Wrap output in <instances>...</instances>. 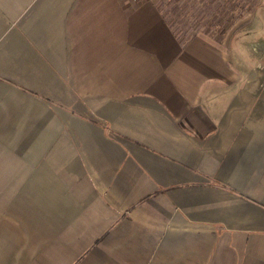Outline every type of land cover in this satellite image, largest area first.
Wrapping results in <instances>:
<instances>
[{
	"label": "crops",
	"instance_id": "0c3cea01",
	"mask_svg": "<svg viewBox=\"0 0 264 264\" xmlns=\"http://www.w3.org/2000/svg\"><path fill=\"white\" fill-rule=\"evenodd\" d=\"M253 1L215 41L169 1L0 0V264H264Z\"/></svg>",
	"mask_w": 264,
	"mask_h": 264
},
{
	"label": "rangeland",
	"instance_id": "374dc122",
	"mask_svg": "<svg viewBox=\"0 0 264 264\" xmlns=\"http://www.w3.org/2000/svg\"><path fill=\"white\" fill-rule=\"evenodd\" d=\"M253 0H172L162 5L174 31L184 37L222 41L255 6ZM209 37V38H208Z\"/></svg>",
	"mask_w": 264,
	"mask_h": 264
},
{
	"label": "built area",
	"instance_id": "2783aa9c",
	"mask_svg": "<svg viewBox=\"0 0 264 264\" xmlns=\"http://www.w3.org/2000/svg\"><path fill=\"white\" fill-rule=\"evenodd\" d=\"M135 2H144V1H153V0H133ZM156 1H161V2H166V1H172V0H156Z\"/></svg>",
	"mask_w": 264,
	"mask_h": 264
}]
</instances>
